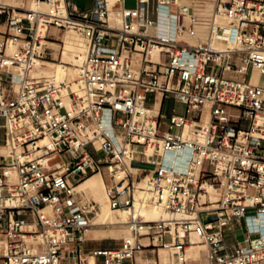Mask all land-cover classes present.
Here are the masks:
<instances>
[{
    "label": "built area",
    "instance_id": "obj_1",
    "mask_svg": "<svg viewBox=\"0 0 264 264\" xmlns=\"http://www.w3.org/2000/svg\"><path fill=\"white\" fill-rule=\"evenodd\" d=\"M35 1L52 14L0 0V264H160L161 247L183 252L192 234L208 264H264V0H211L206 20L204 0ZM52 28L88 40L84 99L34 73L61 60ZM165 99L186 111L163 112ZM168 153L188 155L180 168ZM91 173L105 176L110 207L130 212L118 247H85L97 203L76 186ZM150 204L169 216L146 219Z\"/></svg>",
    "mask_w": 264,
    "mask_h": 264
},
{
    "label": "bare ground",
    "instance_id": "obj_2",
    "mask_svg": "<svg viewBox=\"0 0 264 264\" xmlns=\"http://www.w3.org/2000/svg\"><path fill=\"white\" fill-rule=\"evenodd\" d=\"M4 1L7 4H11L13 6H22V3L14 4V3L8 2L6 0H4ZM109 1H110V5L113 4V0H109ZM32 2L34 3L35 6L32 7V6H29V4H24L25 7L34 11V12L52 14V8L50 7V5L47 2H45V1L37 2L35 0H33ZM200 6H201V10L199 11V15L201 16V18L203 20H206L208 18V16L210 15L212 9H213V2L211 0H204V2L200 3ZM48 7H49V10H48ZM112 22L117 23L118 18L116 16H113ZM166 26H167V22L164 20L163 12H161L158 27L160 30H164V29L169 30L170 28H165ZM53 30L57 31V34L53 33L52 32ZM51 32L53 34H55L56 37L59 38V40H60V42H53L52 45L56 48L61 47V49H62L61 60H59V61H47L44 63L40 62L37 65L34 73L36 75L43 74V75L53 76L55 78V80L60 84L61 89H62L64 94L67 95L70 91H73L77 94V96L79 98L84 99L85 98L84 87H83V84H82L79 76H80V66L84 62L86 55H87V51H88V40L75 30H67L64 33H61V31L58 30L57 28H52ZM68 32L69 33H71V32L76 33L81 37V39L83 41V45L81 48L69 49V48L64 46L66 43L65 41H70L73 43V45L76 44V41H74L72 39L66 38L65 41L62 39V36L64 34L66 35V33H68ZM40 33L42 36H44L46 33V27H44V28L40 27ZM205 37H206V26L203 25L200 28L199 35L195 38L190 39V41L193 43H197V42L201 41L202 39H204ZM228 44H229V46H232L231 42H229ZM10 49L12 50V49H14V47L12 46ZM69 51L72 53H70ZM154 54L158 55V52L156 51V52H154ZM56 56H58V55L56 54ZM67 66L72 67L75 70L76 76H75L74 81H70L73 78V74H74L73 69H70L69 74H67V72L62 70V67H67ZM59 76L64 77V82L59 81ZM67 100H68V102L70 101V99L68 97H67ZM189 126H191V125H189ZM189 126H187V128L185 129L184 137L191 138L192 137L191 127H189ZM103 127L108 132H112V126L110 124V121L107 118L103 121ZM2 150L6 154L8 153L6 148H2ZM189 151H190V148L187 147L185 149V152H189ZM187 155H188L187 153H184V156L183 155H177L175 153H168V154H166L165 159L167 162H174V164L177 167L181 168L183 166L181 162ZM95 174H100V173H95ZM13 176L16 177V174L14 173ZM104 183H105V188H106V181H104ZM79 185L80 184H78L76 186V189L78 188ZM79 187L88 188L91 191L96 192L101 187V178L99 177L98 179L89 180L86 183L81 184ZM83 195L85 196V193H83ZM106 198H107V195L102 194L101 202L105 203V206H107ZM98 206H99V209L96 210V213L93 217V224H95V225H99L97 222H95V219L99 215V212L101 210V204L100 203H98ZM109 207H110V205H109ZM142 209L141 210L144 214V217L154 218V219H149V220H158L160 217L164 216V212H166V210L164 209V207L162 205H156V204H150L148 206L143 207ZM119 211H122V210H119ZM123 212L129 213V216H128V220H129L130 212L127 210L123 211ZM166 214L168 217L169 214L167 212H166ZM102 218H103V220H105V219L109 218V216L108 215H102ZM113 218L115 221L112 220L113 221L112 224L121 225V224H124L126 222V220H125L126 218H124L120 214L115 215ZM155 218H158V219H155ZM166 218H161V219H166ZM102 225H104V224H102ZM127 229H128V227H127ZM128 234H129V229H128ZM200 242H201V238L192 234V244L188 245L186 247V250L183 252H180L175 248L161 247L159 249L160 264H176L174 260L170 259V257H169L170 255L175 256V257H179V256L182 257V260L178 264H191L195 261H198L199 259H201V253H202L201 251L203 249V245H200ZM140 259L147 260L146 264H151V261L154 264H156V259L153 257H142V256L138 255L136 258L137 263L143 264L142 262H140ZM149 259H151V261H148ZM206 262L208 264L207 258H206Z\"/></svg>",
    "mask_w": 264,
    "mask_h": 264
},
{
    "label": "rangeland",
    "instance_id": "obj_3",
    "mask_svg": "<svg viewBox=\"0 0 264 264\" xmlns=\"http://www.w3.org/2000/svg\"><path fill=\"white\" fill-rule=\"evenodd\" d=\"M6 1L14 3V4L22 3V4H29V6H32V7L35 6L34 3L32 2L33 0H6ZM74 2L79 8L87 9L93 5L94 0H74ZM136 2H137V0H125V5L127 7H135ZM48 10H49V7H48ZM67 30H69V29L61 30V33H64ZM1 38H2V36L0 35V39ZM66 38L76 41L75 45H73V43L70 41H66L67 44L65 43L64 46L69 48V49L81 48L83 45V41H82L81 37L76 33H73V32L69 33L68 32V33H66ZM70 53H72V52H70ZM70 69L74 70V68L69 67V66L62 67V70L67 72V74H69ZM75 76H76V74H75V70H74L73 78L70 81H74ZM152 103H153L152 100L148 101V105H152ZM172 106H174L176 111L179 113H184L186 111V107L184 105H182L180 103H174L173 104L172 99H166L165 103H164V107H163V112L169 113ZM164 129H166V127H164ZM94 155H96L97 157H103L104 156L102 151H99V152L95 153ZM210 171H211V169H210ZM99 175L100 174L91 173L88 176H86L82 182H80V185H81V184L86 183L89 180L98 179L100 177L101 178V187L96 192H93L88 188H81V187H79L80 185L76 189L84 198H86L88 200H94L97 203V206H96L97 209L96 210L99 209L98 203L101 204V210L99 212V215L95 219V222H97L99 225L93 224L92 226H90L88 228V231L86 232V239L88 238V240L85 243L86 244L85 247L89 248V249L100 248V247H104V246H108L110 248L118 247L122 238H124L125 236L128 235V229H127V226L125 225V223L121 224V225H116V224H112V222L115 221L113 217L117 214H120L124 218H126L125 220L127 222L129 213L111 209L109 207V203H108L107 198H106L107 206H105V203L101 202L102 194L106 195V188H105V183H104L106 178L104 175H100V176ZM83 193H85V196L83 195ZM142 210H141V213L144 216ZM94 215H95V213L93 214V216L91 218L92 223H93ZM102 215H108L109 218L103 220ZM166 217H167V214H166V212H164V216H162L160 218L158 217V218L161 219V218H166ZM158 218H155V219H158ZM146 219H154V218H146ZM102 224H104V225H102ZM245 233H246L245 228H242V229L238 228L236 230V236L240 240H242L245 237ZM233 234H234V232L228 233V235H233ZM91 236H93V237H91ZM200 245H203V249L201 251L202 252L201 253V262L192 263V264H207V262H206L207 246H205L206 244L203 240H201ZM148 255L149 256H147V257H154L152 254H148ZM169 257H170V259L174 260L176 264H178L182 260L181 256L175 257V256L170 255ZM99 264H101V263H99Z\"/></svg>",
    "mask_w": 264,
    "mask_h": 264
},
{
    "label": "crops",
    "instance_id": "obj_4",
    "mask_svg": "<svg viewBox=\"0 0 264 264\" xmlns=\"http://www.w3.org/2000/svg\"><path fill=\"white\" fill-rule=\"evenodd\" d=\"M1 25H0V29H1ZM53 33H56L57 34V31H55V30H53L52 31ZM65 36V37H64ZM64 37V38H63ZM62 39L65 41V39H66V35L64 34L63 36H62ZM66 42V41H65ZM67 44V43H66ZM59 81L60 82H64V77L63 76H59ZM166 100V99H165ZM165 100H163V103H165ZM173 101V100H172ZM175 102L173 101V104H174ZM133 167L134 168H143V167H145V168H149V169H151V166L149 167L148 165H145V164H143L141 161H140V159L138 158V159H136V161H134L133 162ZM91 237H93V236H91ZM228 237V240H227V242H231V241H233V238H232V236H227ZM87 240H88V238H87ZM91 240V239H90ZM86 245V244H85ZM104 247H108V246H104ZM148 261H151V259H149ZM140 262H142L143 264L145 263L146 264V262H147V260H145V259H140ZM199 262H201V259H199L198 261H195V262H193V263H199ZM151 264H153V262L151 261ZM192 264V263H191Z\"/></svg>",
    "mask_w": 264,
    "mask_h": 264
}]
</instances>
